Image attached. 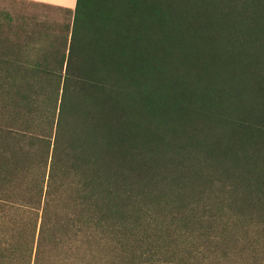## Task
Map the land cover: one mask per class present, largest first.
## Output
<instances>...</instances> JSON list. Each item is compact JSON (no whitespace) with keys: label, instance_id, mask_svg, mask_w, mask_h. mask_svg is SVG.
<instances>
[{"label":"trees","instance_id":"trees-1","mask_svg":"<svg viewBox=\"0 0 264 264\" xmlns=\"http://www.w3.org/2000/svg\"><path fill=\"white\" fill-rule=\"evenodd\" d=\"M67 12L0 61V264H264V0Z\"/></svg>","mask_w":264,"mask_h":264},{"label":"rangeland","instance_id":"rangeland-1","mask_svg":"<svg viewBox=\"0 0 264 264\" xmlns=\"http://www.w3.org/2000/svg\"><path fill=\"white\" fill-rule=\"evenodd\" d=\"M70 23V13L62 9L0 0V61L12 60L19 51L17 61L28 62L40 60L46 50L61 52Z\"/></svg>","mask_w":264,"mask_h":264},{"label":"crops","instance_id":"crops-1","mask_svg":"<svg viewBox=\"0 0 264 264\" xmlns=\"http://www.w3.org/2000/svg\"><path fill=\"white\" fill-rule=\"evenodd\" d=\"M30 5H43L53 8L62 9L65 11H72L74 8L75 0H15ZM1 34V33H0ZM2 39H0L1 41Z\"/></svg>","mask_w":264,"mask_h":264}]
</instances>
